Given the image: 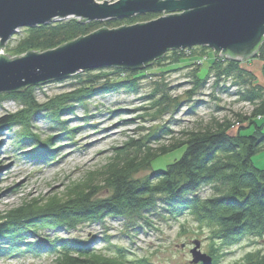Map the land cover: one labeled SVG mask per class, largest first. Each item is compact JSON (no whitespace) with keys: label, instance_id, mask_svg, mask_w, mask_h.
Wrapping results in <instances>:
<instances>
[{"label":"trees","instance_id":"16d2710c","mask_svg":"<svg viewBox=\"0 0 264 264\" xmlns=\"http://www.w3.org/2000/svg\"><path fill=\"white\" fill-rule=\"evenodd\" d=\"M160 16L145 14L131 19H110L104 21V25L115 29L146 23ZM101 28L100 21L74 18L25 28L16 52L24 55L31 51L53 50ZM210 54L214 52L206 46L172 50L154 64L162 66L159 76L164 77L175 70L170 68L183 63L185 58L191 59L184 65L192 68L190 89L185 91L189 101L208 85L210 79L213 80V89L229 81L230 86L236 88L237 98L251 105L248 115L237 113L235 120L213 119L202 129L182 131V139L173 138L170 129L162 126L158 131L163 136H170V143L159 144L155 148L128 138L122 146L111 150L103 165L70 182L62 193L25 199L19 206L0 214V246H5L0 248H5L10 257L14 254L36 256L46 251L53 256V264H132L121 249L115 256L96 249L95 236L59 235L62 232L69 235L85 224L103 225L107 217L122 219L125 229L132 231L152 228V218L177 219L187 215L198 226L203 225L210 230V238L219 240L226 247L234 245L245 235H264V169L256 168L252 163V157L264 151V85L249 69L242 68L241 63L226 56L212 59L206 63L207 66L195 61V58ZM167 59L170 62L162 64ZM252 60L263 64L261 75L264 80V37ZM150 70V66L142 71L113 68L111 73H100L99 76L119 77L105 81L99 89H92L97 78L94 75L88 77L87 83H80L78 89L43 104L37 101L35 87L32 86L21 92L0 94V105L14 101L19 106L15 112L0 116V133L20 128L22 143L31 144V151L48 160L52 154L48 149L50 139L43 141L33 132V120L39 114L47 112L52 118H57L60 113L68 114L76 104L91 96L92 91L109 94L122 90L137 94L139 85L136 81L149 74ZM84 73L90 75L89 71ZM123 74L126 75L122 77ZM163 84L155 82L154 90L146 96L147 111L152 114L161 112L160 109L173 114L181 107L178 97H171L163 89ZM199 104L202 102L195 101L190 112ZM235 127V134L230 135ZM150 136L149 139L156 144L164 139ZM179 147H184L182 156L168 164L165 170L152 171L143 181L132 179L136 170L143 167L152 169L151 164L156 158ZM204 187L210 194L202 197L199 191ZM101 190H107L109 196L97 198ZM210 256L213 257L212 264H217L219 256L216 249L212 248ZM135 264L149 263L140 259ZM240 264H264V253H247Z\"/></svg>","mask_w":264,"mask_h":264},{"label":"rangeland","instance_id":"374dc122","mask_svg":"<svg viewBox=\"0 0 264 264\" xmlns=\"http://www.w3.org/2000/svg\"><path fill=\"white\" fill-rule=\"evenodd\" d=\"M96 1L103 2L104 0ZM104 21H100L102 28L113 29L107 28ZM24 29L19 28L0 50L1 54L9 56V60L22 56L17 54L16 50L20 39L25 34ZM252 58L241 62L242 68L249 69L264 85L261 75L263 64L256 60L253 61ZM186 61L188 59L170 68L175 70L169 71L164 77L159 76L162 66L151 64V72L136 81L139 85L137 94H128L122 90L109 94L92 91L91 96L76 104L68 114L60 113L57 118L49 117L47 112L39 114L33 120V132L43 141L50 139L48 149L52 151V154L48 160L38 156L37 152L31 151V144L22 143L20 128L1 132L0 214L19 206L25 199L44 197L49 193H62L70 182L81 178L85 172L103 165L110 156L111 150L122 146L128 138L155 148L159 144L168 145L170 143V136H163L159 132L162 126L170 129L173 138L182 139L184 137L182 131L202 129L213 119L217 121L235 120L237 113L244 115L250 113L251 105L237 98L236 88L230 86L229 81L222 82L216 89H213L211 86L213 80L210 79L208 85L189 101L185 91L190 89L192 68L184 66ZM169 62L170 59H167L162 64ZM247 62H250V65ZM206 63L208 62L204 63L205 66H207ZM111 72L112 69L89 71L90 75L79 72L62 81H51L35 86L36 99L40 104L46 103L49 99L78 89L80 83H87L88 77L94 75L97 78L92 89L97 90L106 83L105 81L119 77L99 76L100 73ZM99 77L102 78L99 79ZM155 82L164 83L163 89L168 91L171 97H178V102H181L178 112L164 113V110L160 109L161 112L152 114L147 111L148 98L146 96L154 90ZM195 101H201L202 104L197 105L193 112H190ZM18 107L16 102L6 101L0 105V116L15 112ZM237 127L229 134L234 135ZM110 129H116L118 132L113 139L92 146L88 145L87 142L100 139ZM150 135H157L164 139L156 144L154 140L149 139ZM183 152L184 147H179L163 154L152 162V169L139 168L133 173L132 179L143 181L152 171L165 170L166 166L179 159ZM252 163L256 168L264 169V151L253 156ZM209 194L207 187L199 191L202 197ZM108 196L107 190H101L97 198L104 199ZM152 223V228L127 231L122 219L107 217L103 225L85 224L69 235L65 232L59 235L82 238L87 235L95 236L97 238L96 249L102 250L109 256H115L121 249L132 264L140 259H146L149 264H192L189 250L193 248L191 243L194 240L200 241V250L206 255H210L212 248L216 249V255L219 256L217 264H240L241 259L247 253H264V235H245L234 245L226 247L220 244L219 240L210 238V230L203 225L198 226L187 215H182L177 219L152 218ZM102 238H107L108 242L101 240ZM182 245H184L183 248ZM0 250L5 251V248H0ZM0 264H53V256L43 251L36 256L14 254L10 257L5 251L0 252Z\"/></svg>","mask_w":264,"mask_h":264},{"label":"water","instance_id":"95a60500","mask_svg":"<svg viewBox=\"0 0 264 264\" xmlns=\"http://www.w3.org/2000/svg\"><path fill=\"white\" fill-rule=\"evenodd\" d=\"M161 14L146 23L98 29L56 49L8 59L0 53V94L21 92L82 71H142L167 52L206 46L239 63L264 37V0H0V50L19 28L74 18L87 22ZM192 264L213 258L194 240ZM184 245H182V248Z\"/></svg>","mask_w":264,"mask_h":264},{"label":"bare ground","instance_id":"6f19581e","mask_svg":"<svg viewBox=\"0 0 264 264\" xmlns=\"http://www.w3.org/2000/svg\"><path fill=\"white\" fill-rule=\"evenodd\" d=\"M180 51V50H179ZM185 59H188L189 61H191L189 58H185ZM104 69H113V68H103V69H100V70H104ZM119 69V68H117ZM86 71H89V70H86ZM86 71H82V72H86ZM128 71V70H127ZM124 75V74H123ZM75 76V75H74ZM118 132H116V129H110L109 131H107L100 139L98 140H91L90 142H87L89 143L88 145L92 146L94 144H100L101 142L103 141H106V140H110V139H113L116 135H117ZM7 165V163H6ZM198 241V240H197ZM200 242V241H199ZM192 244V243H191ZM193 246V244H192Z\"/></svg>","mask_w":264,"mask_h":264},{"label":"built area","instance_id":"2783aa9c","mask_svg":"<svg viewBox=\"0 0 264 264\" xmlns=\"http://www.w3.org/2000/svg\"><path fill=\"white\" fill-rule=\"evenodd\" d=\"M216 57L221 58L222 56L220 57V55L215 56L214 54H210V56H206V57H203V58H195V61L198 64H202V63H205V62H210L212 59L214 60Z\"/></svg>","mask_w":264,"mask_h":264}]
</instances>
